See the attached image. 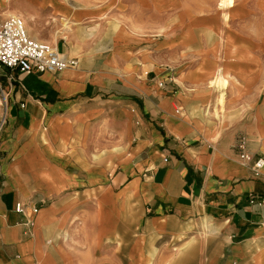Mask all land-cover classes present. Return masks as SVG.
Listing matches in <instances>:
<instances>
[{"label":"crops","instance_id":"obj_1","mask_svg":"<svg viewBox=\"0 0 264 264\" xmlns=\"http://www.w3.org/2000/svg\"><path fill=\"white\" fill-rule=\"evenodd\" d=\"M56 4L0 0V19L21 16L79 60L58 74L0 66V264H133L137 237L184 233L196 264H264V69L229 67L190 25L156 53L133 22L90 42ZM219 69L240 82L224 106L208 85Z\"/></svg>","mask_w":264,"mask_h":264},{"label":"rangeland","instance_id":"obj_2","mask_svg":"<svg viewBox=\"0 0 264 264\" xmlns=\"http://www.w3.org/2000/svg\"><path fill=\"white\" fill-rule=\"evenodd\" d=\"M220 1L57 0V4L67 5L69 11H64L57 4L56 9L60 16L58 21L64 18L61 22H65V26L70 24L68 34L73 36L72 33L80 29L84 31L82 27L86 26L85 31L89 33V38H86L90 42L107 41L114 23L130 25L133 22L140 24V28L135 29V37L139 41L135 45L149 54L156 53L160 49L170 48V43H167L171 38L169 33L176 28H168L172 25H190L193 27L190 30L204 40V43L197 42L195 46L208 47L217 52L219 57L229 62V67L237 68L240 65L264 69V0H227L226 8L221 6ZM219 72L230 80L224 83L221 91L217 90L218 102L224 106L225 90L240 82L235 75L219 69L208 82L209 86ZM224 79L228 80L226 77ZM136 239L141 243L142 251L139 258L132 260L133 264H196V254L190 250L198 240H189L186 233L163 238L139 236ZM119 257V264H129L122 253Z\"/></svg>","mask_w":264,"mask_h":264},{"label":"built area","instance_id":"obj_3","mask_svg":"<svg viewBox=\"0 0 264 264\" xmlns=\"http://www.w3.org/2000/svg\"><path fill=\"white\" fill-rule=\"evenodd\" d=\"M0 66L23 74H42L46 72L58 74L70 68H77L79 60L33 38L24 19L14 14L0 19ZM0 95L3 99L0 105L1 131L6 123L8 107L6 91L1 82ZM237 147L243 151L244 139L242 137L239 138ZM243 157L251 160L247 154H243ZM254 166L258 170L263 169L264 158H257ZM15 209L18 213L24 212L22 203H17ZM35 212H37L36 209Z\"/></svg>","mask_w":264,"mask_h":264},{"label":"bare ground","instance_id":"obj_4","mask_svg":"<svg viewBox=\"0 0 264 264\" xmlns=\"http://www.w3.org/2000/svg\"><path fill=\"white\" fill-rule=\"evenodd\" d=\"M221 6L223 8H226L228 6L227 0H221ZM224 77H226L228 80H225ZM230 81L229 77L222 74L221 72L217 74V76L210 82V87L216 90L221 91L222 87L225 82Z\"/></svg>","mask_w":264,"mask_h":264}]
</instances>
